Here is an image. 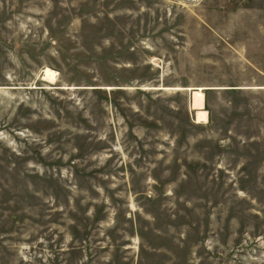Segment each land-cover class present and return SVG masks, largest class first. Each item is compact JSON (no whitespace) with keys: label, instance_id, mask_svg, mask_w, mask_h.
I'll return each mask as SVG.
<instances>
[{"label":"rangeland","instance_id":"rangeland-1","mask_svg":"<svg viewBox=\"0 0 264 264\" xmlns=\"http://www.w3.org/2000/svg\"><path fill=\"white\" fill-rule=\"evenodd\" d=\"M0 264H264V0H0Z\"/></svg>","mask_w":264,"mask_h":264},{"label":"bare ground","instance_id":"bare-ground-1","mask_svg":"<svg viewBox=\"0 0 264 264\" xmlns=\"http://www.w3.org/2000/svg\"><path fill=\"white\" fill-rule=\"evenodd\" d=\"M53 76H54V73L49 69H46L43 72V79L44 80H46V79L49 80ZM191 105H192V109H194L197 112L196 113V122L197 123L206 122L207 121V114L203 110V96H202L200 91H195L192 93Z\"/></svg>","mask_w":264,"mask_h":264}]
</instances>
